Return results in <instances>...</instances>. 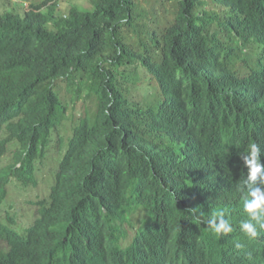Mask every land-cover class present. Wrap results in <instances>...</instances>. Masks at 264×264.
<instances>
[{
    "label": "trees",
    "instance_id": "obj_1",
    "mask_svg": "<svg viewBox=\"0 0 264 264\" xmlns=\"http://www.w3.org/2000/svg\"><path fill=\"white\" fill-rule=\"evenodd\" d=\"M30 1L0 12V264H264L238 190L250 143L264 165V0Z\"/></svg>",
    "mask_w": 264,
    "mask_h": 264
},
{
    "label": "clouds",
    "instance_id": "obj_2",
    "mask_svg": "<svg viewBox=\"0 0 264 264\" xmlns=\"http://www.w3.org/2000/svg\"><path fill=\"white\" fill-rule=\"evenodd\" d=\"M241 155L245 160L248 173L247 180H243L241 184L238 185V190H242L241 185L247 184V191H245L246 195L243 200V211L247 215V219L240 223V229L245 236L249 239H253L260 236V233L257 231V226L264 232V165H261L259 161L260 147L256 143H250L247 153ZM258 179L260 181V186L256 184ZM191 211L192 213L200 212L198 208H192ZM193 218L198 221L200 220L199 217ZM31 224L32 223L24 228H19L16 225L11 226L12 235L16 238H25L27 235L26 230L31 227ZM208 224L216 235H226L233 230L229 219L226 218V212L223 209L215 210ZM3 244L4 247L1 250L7 251V244L5 241H3ZM236 247H240V245L237 244Z\"/></svg>",
    "mask_w": 264,
    "mask_h": 264
},
{
    "label": "rangeland",
    "instance_id": "obj_3",
    "mask_svg": "<svg viewBox=\"0 0 264 264\" xmlns=\"http://www.w3.org/2000/svg\"><path fill=\"white\" fill-rule=\"evenodd\" d=\"M141 3V6L143 7H150L151 0H139ZM22 4L16 2V0H0V12L4 11H10L13 10L15 12H19L22 14L23 12L28 9L31 1L30 0H21ZM13 3H17V5H14ZM70 5H77L83 8H89V2L87 0H61V6L62 9H65L69 7ZM12 12V11H10ZM81 99H79L77 102V110L81 107ZM80 106V107H79ZM65 123H68L66 120L64 121V127L62 130L68 131L71 126L67 125ZM57 137H54L52 139V143L50 148H48L49 152H46L47 159L44 161L43 165L38 167L37 170H35L34 177L35 181L37 183L36 187L33 189H17L16 191L10 190L8 192V196L12 197V204L17 208L18 206H23V202L26 201H35L38 200V198L45 197L47 195V188L51 184L53 179V174L55 173L57 167L55 168L57 162L54 161V159L57 157ZM15 151L13 149H8V154L0 161V168H3L7 166L8 164L12 163L14 158ZM15 188V187H13ZM4 220V218H2ZM30 222L26 221H18L15 223V225L19 228H24L27 225H29ZM15 227V228H17ZM22 235V234H19ZM4 244L3 241H0V249H3Z\"/></svg>",
    "mask_w": 264,
    "mask_h": 264
}]
</instances>
